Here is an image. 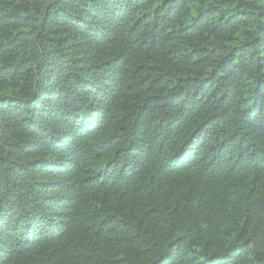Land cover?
I'll use <instances>...</instances> for the list:
<instances>
[{"label": "trees", "instance_id": "obj_1", "mask_svg": "<svg viewBox=\"0 0 264 264\" xmlns=\"http://www.w3.org/2000/svg\"><path fill=\"white\" fill-rule=\"evenodd\" d=\"M0 264H264V0H0Z\"/></svg>", "mask_w": 264, "mask_h": 264}]
</instances>
